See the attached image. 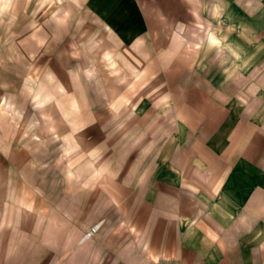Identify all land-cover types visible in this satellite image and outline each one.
<instances>
[{"label": "crops", "instance_id": "obj_1", "mask_svg": "<svg viewBox=\"0 0 264 264\" xmlns=\"http://www.w3.org/2000/svg\"><path fill=\"white\" fill-rule=\"evenodd\" d=\"M84 6L125 50L105 109L137 136L105 191L103 259L60 264H264V0Z\"/></svg>", "mask_w": 264, "mask_h": 264}, {"label": "rangeland", "instance_id": "obj_2", "mask_svg": "<svg viewBox=\"0 0 264 264\" xmlns=\"http://www.w3.org/2000/svg\"><path fill=\"white\" fill-rule=\"evenodd\" d=\"M84 1L0 0V264L103 259L105 191L127 177L137 135L105 109L125 50Z\"/></svg>", "mask_w": 264, "mask_h": 264}]
</instances>
